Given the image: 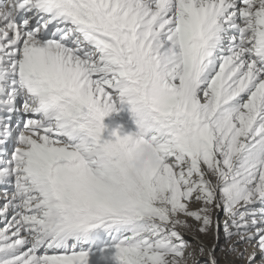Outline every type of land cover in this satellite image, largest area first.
<instances>
[{"label": "snow or ice", "instance_id": "obj_1", "mask_svg": "<svg viewBox=\"0 0 264 264\" xmlns=\"http://www.w3.org/2000/svg\"><path fill=\"white\" fill-rule=\"evenodd\" d=\"M93 260L264 264V0H0V264Z\"/></svg>", "mask_w": 264, "mask_h": 264}, {"label": "bare ground", "instance_id": "obj_2", "mask_svg": "<svg viewBox=\"0 0 264 264\" xmlns=\"http://www.w3.org/2000/svg\"><path fill=\"white\" fill-rule=\"evenodd\" d=\"M118 107H122L123 110L120 111L118 114L112 113L109 116L104 118L103 123L106 125V130L104 132L105 139L110 138L109 134L117 126H121V131H120L121 135L128 134L130 132H135L137 130L135 123L132 119L131 113L128 111L129 106L123 105V106H118ZM112 138L114 139V137ZM186 238L191 239V236H188ZM92 264H95L94 260Z\"/></svg>", "mask_w": 264, "mask_h": 264}, {"label": "clouds", "instance_id": "obj_3", "mask_svg": "<svg viewBox=\"0 0 264 264\" xmlns=\"http://www.w3.org/2000/svg\"><path fill=\"white\" fill-rule=\"evenodd\" d=\"M145 162L154 166L156 164L155 155L153 152L152 145L149 142H145L136 149V154L132 159V164L134 167H141Z\"/></svg>", "mask_w": 264, "mask_h": 264}, {"label": "rangeland", "instance_id": "obj_4", "mask_svg": "<svg viewBox=\"0 0 264 264\" xmlns=\"http://www.w3.org/2000/svg\"><path fill=\"white\" fill-rule=\"evenodd\" d=\"M110 132H111V131H110ZM205 242H206V243L210 242V241H209V238H205Z\"/></svg>", "mask_w": 264, "mask_h": 264}]
</instances>
